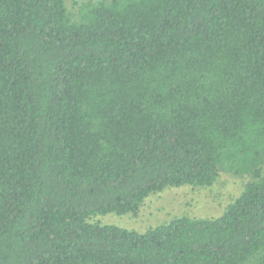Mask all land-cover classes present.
<instances>
[{"label":"trees","instance_id":"16d2710c","mask_svg":"<svg viewBox=\"0 0 264 264\" xmlns=\"http://www.w3.org/2000/svg\"><path fill=\"white\" fill-rule=\"evenodd\" d=\"M0 0V264H264V0ZM250 177L216 219L90 224Z\"/></svg>","mask_w":264,"mask_h":264},{"label":"rangeland","instance_id":"374dc122","mask_svg":"<svg viewBox=\"0 0 264 264\" xmlns=\"http://www.w3.org/2000/svg\"><path fill=\"white\" fill-rule=\"evenodd\" d=\"M96 1L98 0H66V6L69 12L74 14L78 5ZM262 176L264 177V168ZM250 180L248 176L238 177L220 172L210 187L168 188L159 194L147 197L134 215L94 216L88 219V222L143 233L178 218L216 219L240 196Z\"/></svg>","mask_w":264,"mask_h":264}]
</instances>
